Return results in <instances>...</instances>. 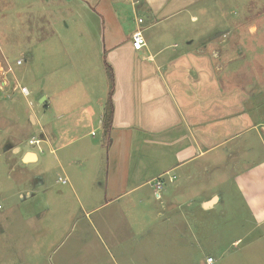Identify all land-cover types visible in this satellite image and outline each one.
Instances as JSON below:
<instances>
[{"label":"crops","instance_id":"0c3cea01","mask_svg":"<svg viewBox=\"0 0 264 264\" xmlns=\"http://www.w3.org/2000/svg\"><path fill=\"white\" fill-rule=\"evenodd\" d=\"M57 1L77 8L80 31L67 36L71 41L60 38L62 46L51 48L54 77L51 95L46 94L42 102L48 106L50 102L51 133L44 132V139L65 172L60 178L67 182L62 183L70 182L66 172L76 163L70 155L80 154L85 160L79 170L83 185L94 182L99 196L92 204L93 195L85 193L86 214L101 212L96 221L108 239H115L116 231L118 238L123 237L116 242L118 256L128 263L140 262L136 257L150 262L149 248L159 244L163 257L180 264H264V80L253 83L247 78L253 71L257 77L264 67V53L254 46V40H264L263 3L248 0L251 8L262 10H255L254 19H236L226 17L230 0ZM128 6L133 31L126 26L131 15ZM215 7L222 9L221 14ZM55 25L54 20L51 30L56 33ZM138 31L147 42L142 50L132 44ZM248 51L252 62H240ZM0 55L6 68L12 69L1 49ZM106 63L114 75L108 139L104 119L111 83L106 84L103 74ZM31 118L38 123L35 114ZM97 130L102 134L97 144L74 146L84 136L96 137ZM28 152L39 160L33 149L24 152L23 160ZM199 167L205 171L217 167L233 177L252 218L247 234L234 238L219 257L208 255L202 261L198 249L215 247V238L210 237L208 224L202 239L193 223L187 222L184 204L192 206L183 196L190 192L189 198L201 199L203 209L210 211L220 203L222 193L212 188L189 190ZM161 176L165 183L161 207L168 204V212L150 207L159 201L153 183ZM82 186L81 191L89 190ZM118 216L129 222L130 238L139 239L140 250L134 254L124 248L130 238L126 239ZM156 233L158 242L152 241L158 239ZM209 257L213 262H208Z\"/></svg>","mask_w":264,"mask_h":264},{"label":"rangeland","instance_id":"374dc122","mask_svg":"<svg viewBox=\"0 0 264 264\" xmlns=\"http://www.w3.org/2000/svg\"><path fill=\"white\" fill-rule=\"evenodd\" d=\"M247 1H227L229 16L226 17L237 19L246 16L254 19L258 15L255 10L259 12L262 9L259 6L251 8ZM259 2L264 6V0ZM127 8L130 11V7ZM75 9L77 8L57 0H0V49L4 51L5 61L13 69V72L6 75L8 84L0 86V264H180L172 262L174 259L171 257H163L162 246L159 244L149 248L152 255L150 262H145L140 257H136L140 262L122 261L118 256L116 242L123 237L118 238V231L115 232V239L110 240L104 236L96 221L101 212L86 214L89 207L84 198L85 193L93 195L92 204L96 203L99 196L94 182L89 183L87 180L83 185L82 175L79 174V170L83 169L80 164L83 157L80 154L76 158L70 155V159L76 161L66 172L70 182L64 184L59 180L60 177L64 178L65 172L59 168L58 160L51 153V144L44 139V132L51 133V106L50 102L49 106L48 103H42L41 98L46 94L51 95V80L54 77L51 63L55 59L54 53L51 55V48L62 46L60 38L71 41L67 36L80 31V16ZM221 10L220 7H215L217 13L221 14ZM54 20L56 33L51 30V22ZM66 22L69 28H66ZM127 22L126 26L132 30V13ZM254 42L257 50L263 54L264 40L257 39ZM258 57L262 59L263 55ZM19 59L22 64H18ZM249 61L252 62L250 51L246 59L240 62ZM4 64L0 55V75L6 74L8 70ZM102 68L107 84L109 73L105 65ZM260 70L257 77L254 71L247 76L248 82L255 83L254 80L260 81L261 78L264 80V67ZM259 76L262 77L257 79ZM0 79L3 78L0 76ZM16 81L29 89L28 96L19 87L16 88ZM33 114L38 118L37 124L31 118ZM86 133L88 131H83L84 135ZM96 133V137L84 136L74 146L97 144L102 139V134L99 130ZM30 138L38 140L37 144H30ZM13 145L20 147V150L11 149ZM72 147L59 151L58 155H64ZM28 149L38 152V161L34 159L33 162H25L22 159ZM252 153L254 152L248 154ZM217 170V167L209 171L199 167L196 172L198 176L189 187V190L200 192L211 188L220 190L222 200L215 209H203L201 199L189 198V191L183 196V201L190 202L192 206L189 208L184 204V209L189 214L187 222L193 223L202 239H206L204 236H207L208 224L210 237L214 235L215 238V247L207 245L204 252L198 249L197 258L201 261L208 255L219 257L234 238L247 234L252 224V218L237 191L233 177L222 169ZM73 182L77 185L75 190ZM81 186L89 190L83 192ZM61 195L64 196L59 198ZM161 202L155 201V204L150 205L151 209L158 211L161 208L167 211L168 204L164 202L162 208ZM118 218L124 225L126 239H129V222L123 216ZM161 221L163 220L156 222L160 224ZM131 223L134 224L132 221ZM156 234L158 239L152 241L158 242L161 238ZM148 235L146 232L144 236L147 240L150 239ZM138 240L136 236L126 240L124 248L129 254L140 250ZM203 242L201 240V244H206ZM196 249L194 248L195 251ZM197 252H194L195 256L198 255ZM167 259L171 263L164 262Z\"/></svg>","mask_w":264,"mask_h":264},{"label":"built area","instance_id":"2783aa9c","mask_svg":"<svg viewBox=\"0 0 264 264\" xmlns=\"http://www.w3.org/2000/svg\"><path fill=\"white\" fill-rule=\"evenodd\" d=\"M139 22H143V19L140 18L139 19ZM132 44H133V47L135 50H142L143 47L147 44L146 42V39L145 37L143 36V34L138 31L136 32L135 34H133V37H132ZM22 63V60H18V64H21ZM9 72H12V69L9 68L6 72V74H1L0 76L3 78L2 80L0 79V86L3 87L5 85L8 84L9 80H8V77L6 75H8ZM16 84V88L19 87L22 91V93L26 96H28L30 94V91L29 89L26 87V86H20L18 82L15 83ZM37 140H35L34 138L30 140V143L31 144H34ZM163 177H159L157 178L153 185L155 187V193H156V197L159 199V200H162V192L164 190V187H165V183L162 179ZM60 180L64 183L67 182V179H63V178H60ZM214 258L213 257H209L208 258V262H213Z\"/></svg>","mask_w":264,"mask_h":264},{"label":"trees","instance_id":"16d2710c","mask_svg":"<svg viewBox=\"0 0 264 264\" xmlns=\"http://www.w3.org/2000/svg\"><path fill=\"white\" fill-rule=\"evenodd\" d=\"M106 67L109 73V80L111 83V92L109 94V101H108V106H107V112L105 114V119H104V125H105V137L106 139H108L109 135H110V130L112 127V121H113V102H112V91H113V85H114V75H113V71L110 67V65H108L106 63ZM14 146V145H13Z\"/></svg>","mask_w":264,"mask_h":264},{"label":"bare ground","instance_id":"6f19581e","mask_svg":"<svg viewBox=\"0 0 264 264\" xmlns=\"http://www.w3.org/2000/svg\"><path fill=\"white\" fill-rule=\"evenodd\" d=\"M36 157H35V155H28L26 158H25V160L26 161H33L34 159H35Z\"/></svg>","mask_w":264,"mask_h":264},{"label":"water","instance_id":"95a60500","mask_svg":"<svg viewBox=\"0 0 264 264\" xmlns=\"http://www.w3.org/2000/svg\"><path fill=\"white\" fill-rule=\"evenodd\" d=\"M45 100V96H43L42 98H41V101L43 102ZM28 155H35L33 152H28V154L24 157V161L25 162H28V161H26L25 160V158L28 156Z\"/></svg>","mask_w":264,"mask_h":264}]
</instances>
